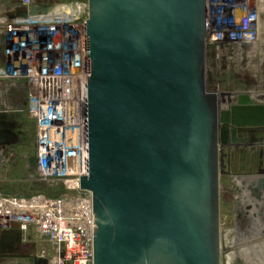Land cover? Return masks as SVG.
Instances as JSON below:
<instances>
[{
  "label": "water",
  "instance_id": "95a60500",
  "mask_svg": "<svg viewBox=\"0 0 264 264\" xmlns=\"http://www.w3.org/2000/svg\"><path fill=\"white\" fill-rule=\"evenodd\" d=\"M88 6L90 167L81 189L93 195L94 264H222L225 123L237 142L238 129L264 127V106L245 94L233 106L230 93L208 89L209 0ZM12 120L0 113V147L17 143ZM29 166L32 175L35 155ZM22 246L20 230L1 233L0 259L48 264Z\"/></svg>",
  "mask_w": 264,
  "mask_h": 264
},
{
  "label": "built area",
  "instance_id": "2783aa9c",
  "mask_svg": "<svg viewBox=\"0 0 264 264\" xmlns=\"http://www.w3.org/2000/svg\"><path fill=\"white\" fill-rule=\"evenodd\" d=\"M88 19V5L0 0V98H22L36 125L37 167L24 181L39 188L33 196L0 195V235L18 229L24 240L33 229L49 245L48 253L37 254L48 264H94L93 195L81 189L90 167ZM209 23L217 58L227 57L244 84L230 93L233 104L245 94L264 106V0H209ZM257 136L264 158V130ZM0 160H8L3 150ZM261 167L258 183L264 180Z\"/></svg>",
  "mask_w": 264,
  "mask_h": 264
},
{
  "label": "rangeland",
  "instance_id": "374dc122",
  "mask_svg": "<svg viewBox=\"0 0 264 264\" xmlns=\"http://www.w3.org/2000/svg\"><path fill=\"white\" fill-rule=\"evenodd\" d=\"M60 1H65L67 6L75 8L88 5V0ZM222 55L224 54H221V57ZM225 58L226 61L221 62L217 58L215 47L212 43L208 44L207 86L211 92L220 93L226 91L227 93H233L237 92V90L244 89L242 88L244 84L238 81L236 70L232 69L230 66L232 62L227 59V57ZM24 102L22 98H0V110L12 111L13 120L8 121V123L11 122L13 124V131L17 138V143L0 147L3 153H6L8 156V160H0V195L3 196H33L39 191L36 185H31L24 181L29 174V160L35 154L36 141V125L29 118L27 106ZM258 148L259 145L257 143L239 146L229 145L228 149L225 151L226 153L228 151L229 157L225 162V170L227 173L221 177L222 264H249L250 261V264H264V249H261L264 248V241L262 242L261 239L255 240V237L251 238L252 236H248L247 232L250 226V217L247 212L250 208L246 207V202H244L248 198L251 204L256 205L257 214L255 216L258 220H261L263 206L260 205V203L264 200V188L261 183H258L256 180L254 181V177L260 174L259 171L261 170L262 162L260 154L258 153ZM244 184H246L244 187L245 190L242 188ZM60 192H63V190L61 189L56 192L48 191V194H50V196H56L59 195ZM242 238H246V241L249 240L243 242ZM250 239H254V241ZM248 244L251 245L249 246ZM259 244L261 247L258 246ZM25 245L29 246L31 249L29 250L27 247V251L29 250L27 254L29 253L37 256V254H41L42 252H49V245L39 240L38 235L33 229L26 234L23 240V246ZM247 249H250V252L249 250L247 251ZM260 250H263L262 254ZM247 252L249 255L252 253L253 256H249ZM258 260H261V262ZM1 264L34 263L31 258H7L2 261Z\"/></svg>",
  "mask_w": 264,
  "mask_h": 264
},
{
  "label": "flooded vegetation",
  "instance_id": "af4514ba",
  "mask_svg": "<svg viewBox=\"0 0 264 264\" xmlns=\"http://www.w3.org/2000/svg\"><path fill=\"white\" fill-rule=\"evenodd\" d=\"M231 99H232V101H234L233 96H231ZM233 103H232V105L234 106ZM226 117H229V118L231 117L230 116V112H229V116H226ZM225 126L228 129V136H227V139L225 140V142H222V144H221L222 154L224 155V163L226 162V159L229 157L228 151H227V153L225 152L228 149L229 145H234V146L238 145L239 146V145H243V144L244 145H246V144L250 145L251 143H257L258 144L259 138H258L257 134L263 132V130H264L263 129L264 127H246V128L241 129V130L238 129L237 138H236L237 142H236L234 140L233 135H232V131L236 130V127L232 124V121L229 120L228 123H225ZM261 159H262V162H261V166H262L263 163H264V158L261 157ZM27 247H28L29 250H31L29 248V246H27V245L22 246L23 251L26 252V253L29 252V250L27 251ZM33 248H34V246H33ZM27 255L31 256L32 254L28 253ZM5 259L6 258L0 259V264Z\"/></svg>",
  "mask_w": 264,
  "mask_h": 264
},
{
  "label": "bare ground",
  "instance_id": "6f19581e",
  "mask_svg": "<svg viewBox=\"0 0 264 264\" xmlns=\"http://www.w3.org/2000/svg\"><path fill=\"white\" fill-rule=\"evenodd\" d=\"M211 40H213V41H218L219 39L214 35L213 37H211ZM242 41H245L246 43H248V41L247 40H242ZM250 41H252V40H250ZM252 43H254V41L252 42ZM226 92V91H225ZM248 178V177H247ZM251 178V177H250ZM249 178V179H250ZM239 179V178H238ZM245 179V178H244ZM240 180V179H239ZM251 180V179H250ZM243 181V180H242ZM244 182V181H243ZM262 182H263V185H264V180H262ZM241 183V182H240ZM248 183V182H247ZM261 183V182H260ZM248 185V184H247ZM246 186V184H244V186L242 187L243 189H244V187ZM245 190V189H244ZM244 192V191H243ZM246 193V192H245ZM246 195V194H245ZM244 201V200H243ZM244 202H246V207H249L250 209L248 210V212L247 213H249V217H250V226H249V230H248V236L250 235V237L251 238H253V237H255L254 239L256 240V239H261V241L263 242L264 241V200H263V202L262 203H260V205H262L263 207V212H262V215H261V220H258V218L255 216L256 214H257V207H256V205L255 204H251V201H250V199H246ZM221 234H222V232H221ZM243 236V235H242ZM245 236V235H244ZM243 240V242L244 241H246V238L244 239V238H242ZM248 239V238H247ZM254 239H250V240H253L254 241ZM249 240V239H248ZM247 240V241H248ZM246 241V242H247ZM260 241V242H261ZM246 242H245V244H246ZM261 242V243H262ZM249 245V244H248ZM251 245V244H250ZM249 245V246H250ZM255 245V244H254ZM262 245V244H261ZM263 245H264V243H263ZM257 246V245H256ZM258 246H260V244L258 245ZM258 246H257V248H258ZM246 247V246H245ZM261 247V246H260ZM263 247V246H262ZM256 248V249H257ZM242 249V248H241ZM246 249V248H245ZM252 249V248H251ZM261 249H264V248H261ZM249 250V252H250V249H247V251ZM254 250H255V247H254ZM258 250V249H257ZM261 251V250H260ZM263 251V250H262ZM261 251V254L264 252H262ZM245 252V251H244ZM244 252H243V254H244ZM248 253V252H247ZM246 253V254H247ZM258 253H259V251H258ZM242 254V253H241ZM251 255H252V253H250ZM254 254V253H253ZM264 254V253H263ZM245 255V254H244ZM248 255H249V253H248ZM247 255V256H248ZM251 255H249V256H251ZM255 255H256V252H255ZM254 255V256H255ZM260 255V254H259ZM258 255V256H259ZM241 256V255H240ZM247 256H245V257H247ZM253 256V255H252ZM261 256V255H260ZM242 257V256H241ZM240 257V258H241ZM262 257H263V255H262ZM244 258V257H243ZM251 258V257H250ZM252 258H255V257H252ZM234 259V258H233ZM246 259V258H245ZM256 259V258H255ZM263 259V258H262ZM248 260V259H247ZM251 260V259H250ZM264 260V259H263ZM256 261V260H255ZM258 261H260L261 262V260H258ZM241 262H242V260H241ZM251 262V261H250ZM250 262H249V264H250ZM253 262V261H252ZM243 263V262H242ZM246 263V262H245ZM252 264V263H251ZM253 264H256V263H253ZM259 264V263H258ZM263 264V263H262Z\"/></svg>",
  "mask_w": 264,
  "mask_h": 264
}]
</instances>
